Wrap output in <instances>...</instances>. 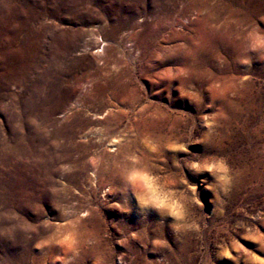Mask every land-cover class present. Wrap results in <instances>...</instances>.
I'll return each mask as SVG.
<instances>
[{
    "label": "rangeland",
    "instance_id": "1",
    "mask_svg": "<svg viewBox=\"0 0 264 264\" xmlns=\"http://www.w3.org/2000/svg\"><path fill=\"white\" fill-rule=\"evenodd\" d=\"M0 264H264V0H0Z\"/></svg>",
    "mask_w": 264,
    "mask_h": 264
},
{
    "label": "bare ground",
    "instance_id": "2",
    "mask_svg": "<svg viewBox=\"0 0 264 264\" xmlns=\"http://www.w3.org/2000/svg\"><path fill=\"white\" fill-rule=\"evenodd\" d=\"M222 2V0H220ZM238 1V0H235V2ZM213 5V4H212ZM233 6L234 3H232L231 1H224V4H218L216 6H211L209 4V2H195V8L197 10H200V9H204V10H212V9H219V8H227L228 9V12H230L231 14L235 15V10L233 9ZM237 20H240L237 18Z\"/></svg>",
    "mask_w": 264,
    "mask_h": 264
},
{
    "label": "snow or ice",
    "instance_id": "3",
    "mask_svg": "<svg viewBox=\"0 0 264 264\" xmlns=\"http://www.w3.org/2000/svg\"><path fill=\"white\" fill-rule=\"evenodd\" d=\"M141 179H143V177H141Z\"/></svg>",
    "mask_w": 264,
    "mask_h": 264
}]
</instances>
